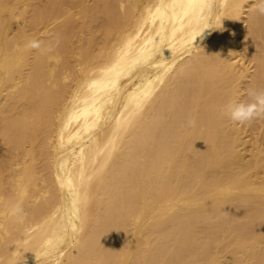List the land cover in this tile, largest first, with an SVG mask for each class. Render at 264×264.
Returning <instances> with one entry per match:
<instances>
[{
  "label": "bare ground",
  "instance_id": "bare-ground-1",
  "mask_svg": "<svg viewBox=\"0 0 264 264\" xmlns=\"http://www.w3.org/2000/svg\"><path fill=\"white\" fill-rule=\"evenodd\" d=\"M254 3L0 0V264H264Z\"/></svg>",
  "mask_w": 264,
  "mask_h": 264
},
{
  "label": "clouds",
  "instance_id": "clouds-1",
  "mask_svg": "<svg viewBox=\"0 0 264 264\" xmlns=\"http://www.w3.org/2000/svg\"><path fill=\"white\" fill-rule=\"evenodd\" d=\"M253 9L260 16H264V0H255ZM240 11L241 14H243V6H241ZM210 28V26L199 28L198 31L194 32L195 40L197 37L203 39L205 30ZM195 40L193 41V46ZM24 47L25 49L39 48L40 44L36 39H30L25 43ZM247 96V101L232 100L227 104L225 114L233 123L243 125L250 124L252 121L257 119H264V89H249ZM194 123V121L189 120L190 125ZM20 211V209H16L15 214L18 215ZM44 247L45 249L49 248L48 241L44 242Z\"/></svg>",
  "mask_w": 264,
  "mask_h": 264
},
{
  "label": "rangeland",
  "instance_id": "rangeland-1",
  "mask_svg": "<svg viewBox=\"0 0 264 264\" xmlns=\"http://www.w3.org/2000/svg\"><path fill=\"white\" fill-rule=\"evenodd\" d=\"M90 2H94V0H90ZM72 15V14H70ZM79 16L78 15H75V18H78Z\"/></svg>",
  "mask_w": 264,
  "mask_h": 264
}]
</instances>
